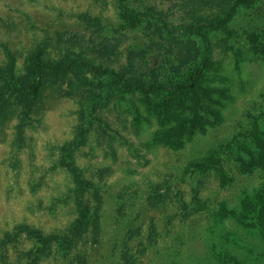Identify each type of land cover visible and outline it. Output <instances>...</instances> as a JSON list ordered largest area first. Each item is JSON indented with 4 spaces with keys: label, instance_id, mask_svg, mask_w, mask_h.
<instances>
[{
    "label": "rangeland",
    "instance_id": "obj_1",
    "mask_svg": "<svg viewBox=\"0 0 264 264\" xmlns=\"http://www.w3.org/2000/svg\"><path fill=\"white\" fill-rule=\"evenodd\" d=\"M236 1L0 0V86L72 55L121 72L140 50L143 78L182 82L192 66L177 71L178 40L202 20L221 22ZM207 35L209 66L183 97L50 76L11 100L0 128V237L19 223L71 236L61 158L83 127L75 168L101 185L98 228L36 264H264V0ZM28 238L5 264L28 263L17 259L35 248Z\"/></svg>",
    "mask_w": 264,
    "mask_h": 264
},
{
    "label": "trees",
    "instance_id": "obj_2",
    "mask_svg": "<svg viewBox=\"0 0 264 264\" xmlns=\"http://www.w3.org/2000/svg\"><path fill=\"white\" fill-rule=\"evenodd\" d=\"M205 1L218 5V0ZM254 1L257 0H237L228 9L221 22L202 20L190 27L189 36H184L178 40L177 51L173 59L175 65H179L177 71L192 66L189 75L182 82L160 84L158 76L153 80L143 78L139 71L138 61L148 55L147 50L131 52L128 66L121 72L101 67L82 55H72L57 62L41 60L31 70L0 86V128L2 120L12 113L11 100H24L28 91L41 87L49 80L50 76L71 77L74 83H79L82 86L99 88L110 86L119 91L152 94L154 97L186 96L196 90L199 79L208 68L212 57V46L207 32L220 30L228 22L235 9ZM87 137L83 127H80L76 135V142L65 147L64 157L61 158L63 167L68 168L72 176L73 187L70 188L69 198L72 201L76 217L71 224V236L46 235L42 230L27 223L16 224L12 230L5 232L0 237V262L4 264L8 262L11 251L21 244L24 235L30 238L27 240L33 241L35 248L31 250V253L25 249L19 250L17 252L18 263H22L23 261L20 259H24L26 255L28 261L26 264H36L41 262L42 256L51 253L57 242L66 243L68 241L69 243L66 245L70 246L71 249L75 248L85 235L94 233L98 228L99 210L102 204L101 185L90 181L84 171L75 168V150L77 147H83L87 144ZM36 242L39 244L37 248ZM62 250L63 252L66 251L67 247Z\"/></svg>",
    "mask_w": 264,
    "mask_h": 264
}]
</instances>
